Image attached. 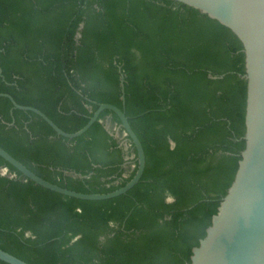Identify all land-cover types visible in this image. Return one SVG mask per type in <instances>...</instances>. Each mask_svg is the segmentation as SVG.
<instances>
[{"label":"trees","instance_id":"16d2710c","mask_svg":"<svg viewBox=\"0 0 264 264\" xmlns=\"http://www.w3.org/2000/svg\"><path fill=\"white\" fill-rule=\"evenodd\" d=\"M0 66V91L66 131L98 102L123 107L122 72L125 113L145 152L140 179L102 199L46 188L0 156V247L30 264L190 261L245 144L244 52L234 32L175 0H0ZM108 113L113 129L119 118L105 108L68 138L0 95V145L59 185L109 191L137 160L105 127Z\"/></svg>","mask_w":264,"mask_h":264},{"label":"water","instance_id":"95a60500","mask_svg":"<svg viewBox=\"0 0 264 264\" xmlns=\"http://www.w3.org/2000/svg\"><path fill=\"white\" fill-rule=\"evenodd\" d=\"M197 8L229 27L240 39L244 52L246 102L242 137L244 147L234 177L222 196L205 235L192 248L190 261L185 264H264V0H175ZM0 66V75H1ZM123 107L112 102H98L87 121L74 131H66L45 112L30 104H21L6 91L12 107L32 110L41 116L56 134L72 138L83 133L99 116L102 109H110L119 123L110 130L108 113L104 125L114 136L120 135L125 148H135L137 166L133 175L121 186L109 191H81L52 182L26 166L0 145V156L12 164L20 175L51 190L86 199H102L126 192L141 177L145 167V152L140 138L132 128L124 109L123 73H120ZM121 133V134H120ZM134 153L125 157H133ZM7 168L0 166V173ZM72 174H77L71 171ZM80 175V174H79ZM81 177L85 175H80ZM0 259L10 264H30L0 247Z\"/></svg>","mask_w":264,"mask_h":264}]
</instances>
